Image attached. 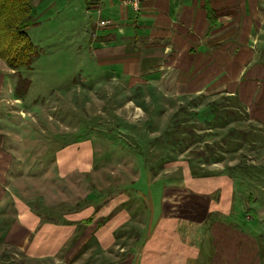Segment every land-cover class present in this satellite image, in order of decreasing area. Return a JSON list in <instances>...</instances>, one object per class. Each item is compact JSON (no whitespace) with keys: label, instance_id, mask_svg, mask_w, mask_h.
Returning a JSON list of instances; mask_svg holds the SVG:
<instances>
[{"label":"rangeland","instance_id":"rangeland-1","mask_svg":"<svg viewBox=\"0 0 264 264\" xmlns=\"http://www.w3.org/2000/svg\"><path fill=\"white\" fill-rule=\"evenodd\" d=\"M34 3L37 21L27 33L37 56L19 70L0 59L7 71L0 143L20 150L19 160L8 153L0 159V264L168 260L176 220L182 214L200 217L209 207L185 198L184 178L209 171L246 176L237 181L234 209L255 214L250 200L259 195L264 203V88H254L250 79L260 78L261 67L246 74L243 103L228 100L235 115L214 121L208 103L233 91L238 60L264 49V24L262 30L254 25L257 36L242 46L237 40L232 46L209 41V55L178 72L176 87L169 71L148 80L142 72L129 75L100 62L96 38L86 29L97 8L88 12L85 0ZM223 138L227 143H220ZM162 185L167 199L158 226L147 214L151 207L160 210ZM21 217L29 224L27 245L8 232L22 224ZM46 249L53 251L43 254Z\"/></svg>","mask_w":264,"mask_h":264},{"label":"crops","instance_id":"crops-1","mask_svg":"<svg viewBox=\"0 0 264 264\" xmlns=\"http://www.w3.org/2000/svg\"><path fill=\"white\" fill-rule=\"evenodd\" d=\"M87 5L88 12L97 8L98 17H89L91 26L86 29L96 38L98 46L95 51L100 62L117 64L121 66V72L129 75L142 72L144 76H148V80L149 76L159 71H169L174 75L171 84L176 87L179 82L177 73L190 71L196 60L207 55L212 47L209 41H214L215 38L218 39L217 43L227 40L232 46L237 40L242 46L251 41L253 33L257 36L256 29V32H252V27L257 25L262 30L261 24H264V0H142L140 10L135 14L122 7L120 0H103L101 3L93 0ZM104 19L111 22L104 25ZM231 25L234 26L233 31H230ZM256 53L257 50H253L245 58L238 60V79L234 82L233 91L228 94L237 97L240 103H243L240 88L248 82L249 75L246 74L253 67L255 71L261 67L262 75L260 78L250 79V82L256 89L264 88V49L261 48L259 54ZM258 56L260 63L252 65ZM227 70L230 69H226V72ZM6 77L7 71L2 65L0 98ZM200 89H196L198 93L202 92ZM5 144L2 141L0 143V159L8 153L19 160L20 150ZM53 162L59 163L58 159ZM6 167L11 165L7 164ZM237 177L209 171L203 176L191 175L184 178L181 186L189 192L185 198L197 202V205L208 203L209 207L201 211L200 217L182 214L176 220V231L170 235L172 243L168 245L169 259L159 260L155 264H264V203L259 195L250 198L249 204L255 206L253 216L246 214L245 210L234 209L238 205L237 194L234 192L237 181L243 182L246 176ZM254 178L262 177L255 175ZM166 187L162 185L159 190L161 208L158 213L151 207L147 214L157 223H160L164 215ZM259 188L262 190L263 187ZM148 200L151 202L150 197ZM198 211L200 210L197 209ZM255 220L257 222L253 226H247L243 222ZM20 222L22 224L9 228V236H17V241L25 240L27 245L29 224L22 217ZM51 238L48 236L45 239L48 246ZM44 251L46 252L43 254L53 250Z\"/></svg>","mask_w":264,"mask_h":264},{"label":"trees","instance_id":"trees-1","mask_svg":"<svg viewBox=\"0 0 264 264\" xmlns=\"http://www.w3.org/2000/svg\"><path fill=\"white\" fill-rule=\"evenodd\" d=\"M92 1L86 0L87 4ZM36 17L37 10L34 0H0V59L11 70L30 67L33 59L38 54L36 45L27 33L28 28L36 23ZM25 81L27 86L29 82ZM200 94L199 96H202L203 93ZM231 99L237 100L240 104V101L234 95H225L221 101H214V99L209 101V113L212 120H222V118H225L224 116L235 115V111L227 103ZM218 106H221L220 112L216 109ZM189 132L191 131L189 130ZM235 133L236 131L231 130L229 134L233 136ZM240 133L241 139L246 140V134L243 131H240ZM223 142L227 143L225 138L220 140V143Z\"/></svg>","mask_w":264,"mask_h":264},{"label":"built area","instance_id":"built-area-1","mask_svg":"<svg viewBox=\"0 0 264 264\" xmlns=\"http://www.w3.org/2000/svg\"><path fill=\"white\" fill-rule=\"evenodd\" d=\"M103 0H96L97 3H101ZM142 0H120V4L122 7L126 9H130L134 14L140 10ZM111 20L104 19L103 23L109 24Z\"/></svg>","mask_w":264,"mask_h":264}]
</instances>
